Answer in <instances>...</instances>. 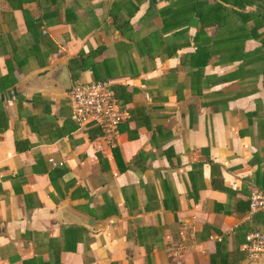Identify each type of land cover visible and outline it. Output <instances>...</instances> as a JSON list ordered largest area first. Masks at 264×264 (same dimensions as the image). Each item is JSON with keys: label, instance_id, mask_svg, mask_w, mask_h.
<instances>
[{"label": "crops", "instance_id": "crops-1", "mask_svg": "<svg viewBox=\"0 0 264 264\" xmlns=\"http://www.w3.org/2000/svg\"><path fill=\"white\" fill-rule=\"evenodd\" d=\"M79 54L77 82L145 114L102 152L67 91L39 81L62 63L72 85ZM253 190L264 0H0V264H209L217 243L255 264Z\"/></svg>", "mask_w": 264, "mask_h": 264}, {"label": "built area", "instance_id": "built-area-1", "mask_svg": "<svg viewBox=\"0 0 264 264\" xmlns=\"http://www.w3.org/2000/svg\"><path fill=\"white\" fill-rule=\"evenodd\" d=\"M70 118L79 127H96L99 132L91 141L95 152L112 148L118 125L128 118L126 110L117 105L105 82L74 83L66 92ZM52 165L53 162L50 161ZM248 212H264V190H253L247 198ZM243 251L247 261H264V231L248 233Z\"/></svg>", "mask_w": 264, "mask_h": 264}, {"label": "trees", "instance_id": "trees-1", "mask_svg": "<svg viewBox=\"0 0 264 264\" xmlns=\"http://www.w3.org/2000/svg\"><path fill=\"white\" fill-rule=\"evenodd\" d=\"M67 66L68 69L71 72H73L71 78L74 84V83H79L77 82V74L79 72L86 70L91 65L88 63V59L85 56H83V54H79L76 57L71 58L68 61ZM95 82H102V81H95ZM113 99L116 101L114 95H113ZM126 112L130 120H134L135 116L137 117V119H145V114L141 108H135L133 110H128ZM242 258H243L242 252L230 253L226 250V248L222 243H217L215 245L214 253L209 257V264H230V263L236 264Z\"/></svg>", "mask_w": 264, "mask_h": 264}, {"label": "water", "instance_id": "water-1", "mask_svg": "<svg viewBox=\"0 0 264 264\" xmlns=\"http://www.w3.org/2000/svg\"><path fill=\"white\" fill-rule=\"evenodd\" d=\"M44 84H52L61 91H68L70 89L71 83L68 76L67 68L64 64L58 63L52 66L39 80ZM81 223L91 226L89 220H81ZM92 227V226H91Z\"/></svg>", "mask_w": 264, "mask_h": 264}]
</instances>
